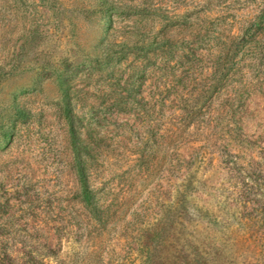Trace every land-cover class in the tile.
<instances>
[{
	"label": "rangeland",
	"instance_id": "obj_1",
	"mask_svg": "<svg viewBox=\"0 0 264 264\" xmlns=\"http://www.w3.org/2000/svg\"><path fill=\"white\" fill-rule=\"evenodd\" d=\"M146 234L264 264V0H0V264H144Z\"/></svg>",
	"mask_w": 264,
	"mask_h": 264
},
{
	"label": "trees",
	"instance_id": "obj_2",
	"mask_svg": "<svg viewBox=\"0 0 264 264\" xmlns=\"http://www.w3.org/2000/svg\"><path fill=\"white\" fill-rule=\"evenodd\" d=\"M207 214H208L207 212H203V216L207 217ZM173 230H172V233L170 235H171V238L174 239L175 233ZM160 232H162V230H159V233ZM152 243H153V235L146 234L144 236V240H143L142 245H141V250L145 254V263L144 264H159L158 263V256L162 250H161V248H159L156 245L152 246ZM172 249L174 250V247H172ZM178 252H179L178 254H175V257H178L180 255V257L183 258V255H185V256H188V258H189V256H190V253H188V255H187L181 249H179Z\"/></svg>",
	"mask_w": 264,
	"mask_h": 264
}]
</instances>
